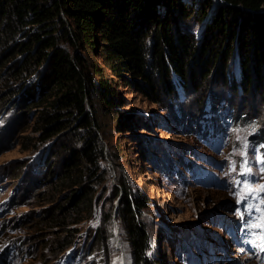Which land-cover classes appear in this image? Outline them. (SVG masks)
<instances>
[{"label": "trees", "instance_id": "obj_1", "mask_svg": "<svg viewBox=\"0 0 264 264\" xmlns=\"http://www.w3.org/2000/svg\"><path fill=\"white\" fill-rule=\"evenodd\" d=\"M207 85L264 98V0H0V102L30 125L27 150L48 149L30 194L47 204L39 223L55 230L54 250L94 221L102 245L114 219L134 264H161L148 255L146 197L122 178L107 185L106 161L118 160L107 130L133 124L123 87L164 97L182 128L213 137L230 106L209 101L203 114L202 97L192 109L177 96Z\"/></svg>", "mask_w": 264, "mask_h": 264}, {"label": "rangeland", "instance_id": "obj_2", "mask_svg": "<svg viewBox=\"0 0 264 264\" xmlns=\"http://www.w3.org/2000/svg\"><path fill=\"white\" fill-rule=\"evenodd\" d=\"M205 88L177 96L192 109L202 97L203 114L210 112L209 101L232 106L222 112V130L208 138L182 128L164 97L154 102L121 87L122 109L134 120L121 132L114 124L107 130L118 158L106 161L107 185L122 178L146 197L148 255L161 264H264V98ZM238 115L242 121L235 122ZM32 135L18 111L0 102V264H113L120 258L134 264L127 235L114 219L100 225L102 245L95 242L94 221L73 232L70 247L54 250L55 230L39 223L47 204L30 194L37 189L32 178L45 172L48 149L27 150L25 138Z\"/></svg>", "mask_w": 264, "mask_h": 264}, {"label": "bare ground", "instance_id": "obj_3", "mask_svg": "<svg viewBox=\"0 0 264 264\" xmlns=\"http://www.w3.org/2000/svg\"><path fill=\"white\" fill-rule=\"evenodd\" d=\"M113 264H122V258H120L119 260L115 261Z\"/></svg>", "mask_w": 264, "mask_h": 264}, {"label": "snow or ice", "instance_id": "obj_4", "mask_svg": "<svg viewBox=\"0 0 264 264\" xmlns=\"http://www.w3.org/2000/svg\"><path fill=\"white\" fill-rule=\"evenodd\" d=\"M261 227H264V225H261Z\"/></svg>", "mask_w": 264, "mask_h": 264}]
</instances>
